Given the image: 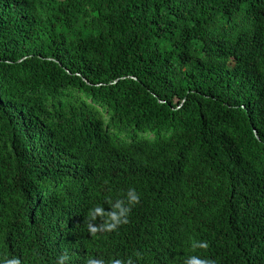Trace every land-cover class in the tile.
Returning <instances> with one entry per match:
<instances>
[{
  "label": "trees",
  "instance_id": "1",
  "mask_svg": "<svg viewBox=\"0 0 264 264\" xmlns=\"http://www.w3.org/2000/svg\"><path fill=\"white\" fill-rule=\"evenodd\" d=\"M65 252L264 264V0H0V261Z\"/></svg>",
  "mask_w": 264,
  "mask_h": 264
},
{
  "label": "clouds",
  "instance_id": "2",
  "mask_svg": "<svg viewBox=\"0 0 264 264\" xmlns=\"http://www.w3.org/2000/svg\"><path fill=\"white\" fill-rule=\"evenodd\" d=\"M140 200V196L134 188H129L127 192L124 194L123 198H118L114 202L111 203L110 211L105 212L102 205H98L89 211V223H88V231L91 234H96L97 232H111L116 230L120 225L126 224L128 222V215L131 211L132 206L137 204ZM97 218H101L103 221L100 224L93 223ZM208 244L206 242H193V249H207ZM141 254L136 253V256L139 257ZM69 256L67 252L60 255L55 264H65L68 260ZM0 264H21L20 259L11 258L0 261ZM86 264H105V260L103 258H93L89 257L86 260ZM111 264H133L131 258L127 260V262L122 261L121 259H112ZM184 264H215V261L201 258L198 255H189Z\"/></svg>",
  "mask_w": 264,
  "mask_h": 264
}]
</instances>
